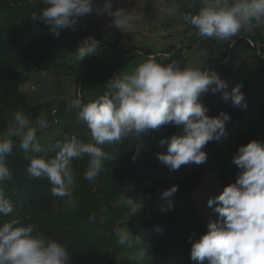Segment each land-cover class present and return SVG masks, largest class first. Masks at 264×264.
<instances>
[{"label": "trees", "instance_id": "16d2710c", "mask_svg": "<svg viewBox=\"0 0 264 264\" xmlns=\"http://www.w3.org/2000/svg\"><path fill=\"white\" fill-rule=\"evenodd\" d=\"M176 3L185 14L195 12L198 3L192 0H168ZM3 7H20L32 16V24L40 28L27 31L15 21H0V138H10L13 150L5 157L12 179L0 182L6 196L12 201L14 211L5 220L18 219L23 224H34L36 230L62 243L70 256L69 264H114L120 251L117 243L118 226L142 228L139 239L142 242V257L145 264H195L191 260L192 242L207 232L208 222L192 203L170 204L160 210L146 207L132 210L128 202L118 204L119 198L163 192L173 185L175 193H192L207 172H217L220 188L213 194L219 195L223 188L235 182L239 168L233 163L241 145L251 140L264 142V35L260 27L246 33L241 32L229 41L223 50V58L209 65V75L217 73L226 84L213 94L202 92L198 100L210 116L228 114L224 133L219 140L208 142L203 151L204 163H189L178 170H170L158 159L159 153H166L167 140L172 135H183V125L165 124L158 129H148L138 136H128L118 142L105 143L103 149L110 160L105 161L102 170L92 182L84 178L88 168L85 155L72 161L75 184L72 189L74 203L67 208L68 197L51 195L47 178L31 177L27 172L29 160L19 148V136L5 137L2 133L9 127L10 115L6 110L20 111L31 120L37 121L44 109L49 110L54 135L48 147L31 156H52V146L65 135L76 133L85 141L86 136L75 130L77 118L74 110L69 111L63 102L59 107L49 101L31 103L21 90L25 74L22 61L31 62L37 69H52L59 52L54 45L50 26L38 18L29 4L16 0H0ZM247 37L260 45L256 49ZM246 43V46H240ZM245 52L244 61L231 69L235 56ZM241 53V54H239ZM229 57V59H228ZM79 77L89 75L86 68L79 71ZM96 98L107 90L102 77L95 78ZM241 85L245 94L246 108L233 105L231 99H223V91ZM95 98V99H96ZM165 140L161 144V140ZM216 205L209 207L217 223L222 222Z\"/></svg>", "mask_w": 264, "mask_h": 264}, {"label": "clouds", "instance_id": "9594fccd", "mask_svg": "<svg viewBox=\"0 0 264 264\" xmlns=\"http://www.w3.org/2000/svg\"><path fill=\"white\" fill-rule=\"evenodd\" d=\"M47 7L33 13L59 36L60 30L73 28L80 17L93 11V0H41ZM198 3L195 12L186 13L183 20L197 30L202 38L227 40L241 32L249 33L264 24V0H192ZM104 10L114 17L116 27H130L131 19L123 8H112V0H105ZM100 9H97L99 12ZM174 8L168 9L172 15ZM99 45L94 38H86L73 52V62L84 61L97 53ZM213 94L226 89L225 81L215 72L211 75L197 67H185L175 62H157L149 56L131 73H118L108 81L103 95L82 103L73 100L68 110H75L77 121L86 125L91 142L80 139L76 133L65 135L52 146V156H31L41 153L37 127H47L44 119L30 126L25 115L17 111L9 125L8 136H19V148L29 160L27 172L31 177L47 178L54 197H71L75 184L72 161L88 157L84 178L92 182L102 170L108 153L105 143L138 136L148 129L165 124L183 125V135H172L167 140L166 153H159L160 162L170 170H178L189 163L201 164L207 159L203 147L219 140L224 133L228 114L210 116L199 102L202 92ZM223 99L246 108L241 85L231 92L223 91ZM166 141L161 140L164 144ZM13 150L10 138H0V182L12 179L5 157ZM233 163L240 172L235 182L208 200L216 205L220 223L210 222L208 230L192 242L191 260L195 264H264V142L251 140L238 148ZM178 190L173 185L163 191L170 197ZM13 203L0 189V264H69L70 256L64 244L36 230L34 224H23L18 219L5 220L13 213ZM129 241L128 232L118 234L117 243Z\"/></svg>", "mask_w": 264, "mask_h": 264}, {"label": "rangeland", "instance_id": "374dc122", "mask_svg": "<svg viewBox=\"0 0 264 264\" xmlns=\"http://www.w3.org/2000/svg\"><path fill=\"white\" fill-rule=\"evenodd\" d=\"M18 1V0H16ZM29 4L32 10L39 13L47 5L41 0H19ZM105 0H93V11L80 17L73 28L65 27L60 30L59 36H54V45L59 55L49 71L37 69L31 62L22 61L24 76L21 90L31 103L49 101L53 106L59 107L63 102L68 106L80 99L87 103L96 98L95 78L102 77L105 82L118 73H131L137 65L144 62L149 56L155 57L157 62H175L185 67H197L201 70L208 68L216 60L222 59L224 47L229 41L202 38L197 30L183 20L185 13L176 3L168 0H112V8H123L130 16V27L121 30L114 24V17L104 10ZM0 2V21H15L23 30L40 28V24H32V16L27 10L20 7H3ZM174 8L172 15L168 9ZM97 9H100L97 12ZM39 19V18H38ZM41 23L46 26L41 19ZM264 35V24L260 26ZM86 38H94L98 42L97 53L87 57L84 61L73 62V52ZM240 46H246L241 43ZM260 51V45L259 49ZM236 55L231 69L238 67L245 59V52ZM241 54V53H239ZM229 59V57H228ZM82 68H86L89 75L80 78L78 75ZM13 123V114L17 111L6 110ZM28 119L30 126L36 127V121ZM74 117L77 118L74 110ZM49 110L44 109L40 119L47 122V127H37V138L44 151L54 133ZM75 130L86 136L85 142H91V134L85 124L76 122ZM9 127L2 136L9 137ZM220 188L217 172H207L197 184L192 193H174L164 197L163 192L154 194H140L119 198L118 204L128 202L132 210L146 207L160 210L170 204L192 203L208 222H214L208 200ZM74 203L73 195L68 197L67 208ZM118 231L128 232L129 241L120 245V251L114 259V264H145L142 257V242L138 236L142 228H132L117 224Z\"/></svg>", "mask_w": 264, "mask_h": 264}, {"label": "water", "instance_id": "95a60500", "mask_svg": "<svg viewBox=\"0 0 264 264\" xmlns=\"http://www.w3.org/2000/svg\"><path fill=\"white\" fill-rule=\"evenodd\" d=\"M248 40L251 42V44L256 48V49H259V44L254 41L253 39H251L250 37H247Z\"/></svg>", "mask_w": 264, "mask_h": 264}]
</instances>
